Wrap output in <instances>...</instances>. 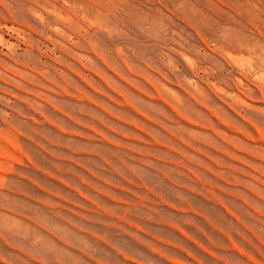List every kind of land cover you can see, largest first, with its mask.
<instances>
[{"label":"rangeland","instance_id":"obj_1","mask_svg":"<svg viewBox=\"0 0 264 264\" xmlns=\"http://www.w3.org/2000/svg\"><path fill=\"white\" fill-rule=\"evenodd\" d=\"M0 264H264V0H0Z\"/></svg>","mask_w":264,"mask_h":264},{"label":"bare ground","instance_id":"obj_2","mask_svg":"<svg viewBox=\"0 0 264 264\" xmlns=\"http://www.w3.org/2000/svg\"><path fill=\"white\" fill-rule=\"evenodd\" d=\"M237 50V49H236Z\"/></svg>","mask_w":264,"mask_h":264}]
</instances>
